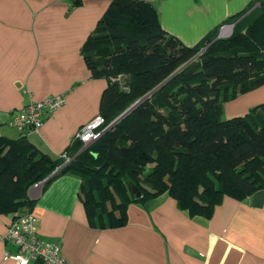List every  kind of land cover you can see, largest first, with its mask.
Masks as SVG:
<instances>
[{"label":"trees","instance_id":"obj_1","mask_svg":"<svg viewBox=\"0 0 264 264\" xmlns=\"http://www.w3.org/2000/svg\"><path fill=\"white\" fill-rule=\"evenodd\" d=\"M223 24L233 31L219 38ZM81 52L91 77L107 81L98 109L105 124L139 102L85 148L71 142L67 164L26 136H0V214L30 211L33 184L65 173L80 178L87 221L100 228L123 225L130 203L162 193L209 218L224 197L264 189V104L222 117L226 101L264 84V0L193 46L161 27L150 2L111 0Z\"/></svg>","mask_w":264,"mask_h":264},{"label":"crops","instance_id":"obj_2","mask_svg":"<svg viewBox=\"0 0 264 264\" xmlns=\"http://www.w3.org/2000/svg\"><path fill=\"white\" fill-rule=\"evenodd\" d=\"M146 1L168 34L193 46L252 0ZM110 2L0 0V136H23L9 122L25 104L62 95L39 130L25 135L56 158L98 114L107 81L91 77L81 50ZM259 104L264 84L226 101L222 117L244 116ZM80 185L65 173L28 190L38 236L59 244L67 264H264V189L242 200L224 197L209 218L191 217L162 193L130 203L123 225L100 228L87 221ZM11 218L0 214V264H15L6 254L15 247L3 240Z\"/></svg>","mask_w":264,"mask_h":264},{"label":"built area","instance_id":"obj_3","mask_svg":"<svg viewBox=\"0 0 264 264\" xmlns=\"http://www.w3.org/2000/svg\"><path fill=\"white\" fill-rule=\"evenodd\" d=\"M233 24H223L219 28L218 37L229 36ZM64 102L62 95L46 96L40 100L25 104L10 119L9 124L15 127L23 136L35 133L42 126L45 117L57 110ZM109 127L104 117L99 113L85 122L74 133L72 141L78 140L82 148L96 140ZM70 142V143H71ZM63 164L72 160L67 151L60 153ZM44 180L33 184L32 189L40 190ZM36 217L30 212H24L12 217L3 234V240L15 247L7 256L15 264H67L61 247L57 243L48 242L37 234Z\"/></svg>","mask_w":264,"mask_h":264},{"label":"water","instance_id":"obj_4","mask_svg":"<svg viewBox=\"0 0 264 264\" xmlns=\"http://www.w3.org/2000/svg\"><path fill=\"white\" fill-rule=\"evenodd\" d=\"M138 102H139V100H137L134 104H132L129 108H127L114 121H112L111 124L116 123L119 119H121L124 115H126L132 108H134L135 105H137ZM131 192L134 194V199L135 200H138V199H140L142 197V194H141L140 190L137 187H135V186L131 188Z\"/></svg>","mask_w":264,"mask_h":264},{"label":"rangeland","instance_id":"obj_5","mask_svg":"<svg viewBox=\"0 0 264 264\" xmlns=\"http://www.w3.org/2000/svg\"><path fill=\"white\" fill-rule=\"evenodd\" d=\"M232 31H233V27H232L231 30H230L229 36H230V34L232 33ZM226 37H228V36H226ZM226 37H220V38H226ZM203 50H204V49H202V50L198 53V55H200V53H201ZM111 80H113V81H114V80H120V76H119L118 78H116V79H115V78H112ZM100 115H101V114H100ZM101 116H102V115H101ZM102 117H103V116H102ZM112 125H113V124H111V122H110V123H109V127H108L107 129H109L110 127H112ZM107 129H106V130H107ZM85 147H86V146H85ZM85 147H84V148H85ZM82 149H83V148H82Z\"/></svg>","mask_w":264,"mask_h":264}]
</instances>
